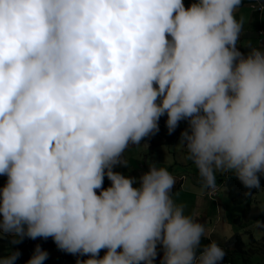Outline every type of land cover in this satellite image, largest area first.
<instances>
[{
  "label": "clouds",
  "instance_id": "obj_1",
  "mask_svg": "<svg viewBox=\"0 0 264 264\" xmlns=\"http://www.w3.org/2000/svg\"><path fill=\"white\" fill-rule=\"evenodd\" d=\"M244 1L261 13L241 48ZM175 139L264 248V0H0V264L251 259L241 232L215 237L219 212H186L166 167L114 170Z\"/></svg>",
  "mask_w": 264,
  "mask_h": 264
},
{
  "label": "rangeland",
  "instance_id": "obj_2",
  "mask_svg": "<svg viewBox=\"0 0 264 264\" xmlns=\"http://www.w3.org/2000/svg\"><path fill=\"white\" fill-rule=\"evenodd\" d=\"M246 10H248L249 6L245 5ZM238 16H243L245 18V25H244V31L241 35V42L242 39L246 36L251 37L253 32V19L258 17V12H254L253 14L247 13L242 10H238L237 13ZM240 42V43H241ZM255 44V43H254ZM166 115V114H165ZM167 117V115H166ZM181 125L178 129V133L181 134V132L187 127V121L182 120L180 122ZM180 139H175L172 145V152H169L164 146H157L154 147L147 142H141L140 145H130L128 150L125 153V158L128 161L129 168L123 167V166H116L114 169L115 171L124 172V170H131L136 168L137 166L142 165L145 159L152 164L154 162H157L158 166L166 167L176 178V185L173 189L174 197L179 203H183L186 207V212H188L189 207L193 202H197L198 204L203 202L206 206V208L211 207L210 201H213L217 204L219 207V221L216 224L215 229V237L217 239H223L224 237L228 236L229 233H232L233 235L236 234V232H241V241L244 244V247L241 243V247L246 249L248 252L246 256H250L251 259H247L245 261L241 256L238 254V256H233V263L234 264H264V248L259 244L261 240V230H254V237L257 239V241L251 240L249 237V234L243 233L242 230V224H237L234 220L233 211L234 207L230 205V203L225 204L227 199L220 198V196H209V199L199 198L197 193L205 194V190H202L201 186L196 184L193 178V174L196 173L197 169L193 162L187 160L185 158V153L183 148L178 144ZM147 153V155H146ZM192 172V173H190ZM228 174H224L223 177ZM199 180V177H198ZM222 180V179H221ZM217 177V181H221ZM263 179L261 178V181ZM221 183V182H220ZM225 190V187L223 188ZM258 205L260 206L262 203H264V194L258 197ZM215 210V206L213 207ZM198 210L199 207H198ZM202 212V211H201ZM256 209L252 207L251 214L255 215ZM241 214V212H240ZM202 215V214H201ZM217 217L211 216L208 219V225L211 224V222H216ZM252 242V243H251ZM264 242V239H263ZM24 243L19 246V250L21 251L24 247ZM106 250L102 251V255L100 252V256H103ZM33 252V251H32ZM32 255V253H31ZM56 254H51L52 261L46 263L44 261V264H76L75 262H67L63 259H55L54 256ZM59 257H64L65 259H68V254H58ZM63 255V256H62ZM54 258V262H53ZM87 256L80 257V259H87ZM158 259L156 258V263Z\"/></svg>",
  "mask_w": 264,
  "mask_h": 264
},
{
  "label": "crops",
  "instance_id": "obj_3",
  "mask_svg": "<svg viewBox=\"0 0 264 264\" xmlns=\"http://www.w3.org/2000/svg\"><path fill=\"white\" fill-rule=\"evenodd\" d=\"M184 2H185V5L188 6V5H190V4L192 3V0H184ZM245 5H246V3H245V1H244L242 7H241L239 10H242V11L245 10V12L251 14L254 8H253L252 6H249L248 10H246ZM254 5H255V4H254ZM254 12H259V11H258V10H254ZM259 13H261V12H259ZM243 40H244V39H243ZM243 40H242L241 48L248 44V43H246V42L243 43ZM197 195L199 196V198H203V197H205V199H206V198L209 199V198H208L209 196H206L205 194L197 193ZM204 201H206V200H204ZM204 201H203V202H204ZM203 202H201V203L198 204L197 202H193V201H192V203H191V205H190L189 210H188L187 213H189V214H193V215L197 216L200 220L203 219V218H202L203 215H201V211H204V212L207 214L208 217L216 216L217 213L219 212V208H218L217 204H216L215 202H213V201H210V205H211V207L206 208V206H205V204H204ZM214 206H215L216 210L213 208ZM198 207H199L200 210H198ZM237 212H238V210H236V211L234 212V214H236ZM206 226H207V227H210V225H208V222H206ZM215 229H216V228H215ZM215 229H214V233H215ZM231 234H232V233H229V235L226 236V237H224L222 240H226ZM162 256H163V251L160 250V251L158 252V256H157L158 261H157L156 264H159L160 258H161Z\"/></svg>",
  "mask_w": 264,
  "mask_h": 264
},
{
  "label": "trees",
  "instance_id": "obj_4",
  "mask_svg": "<svg viewBox=\"0 0 264 264\" xmlns=\"http://www.w3.org/2000/svg\"><path fill=\"white\" fill-rule=\"evenodd\" d=\"M249 40H250V42H251V41H253L254 39H253V38H251V39H250V38H247V42H249ZM139 168H140V167H139ZM137 171H138V170L135 169V170H132L130 173H131V174H134V173H136ZM263 183H264V182H263ZM106 185H107V182L104 180V187H106ZM230 185H231V186H234L235 184H234L232 181H230ZM254 191H257V190H254ZM231 195H232V198H235V197H241V198H242V195H243V194H242L241 191H239V192H232ZM242 199H243V198H242ZM244 199H247V200H248V203H249V206H250V205H251V199H250V197H247V198L244 197ZM254 204L257 205V204L255 203V201H254ZM248 208H249V207H248ZM248 208H247V209H248ZM101 254H102V250H101ZM74 257H75V256H71L70 259L73 260V261L76 263V260H77V259H75ZM59 259H61V258H59ZM64 261H67V259H64ZM58 264H59V263H58Z\"/></svg>",
  "mask_w": 264,
  "mask_h": 264
}]
</instances>
